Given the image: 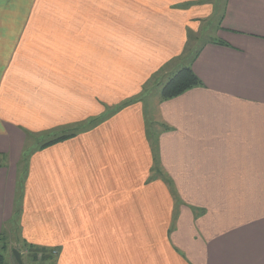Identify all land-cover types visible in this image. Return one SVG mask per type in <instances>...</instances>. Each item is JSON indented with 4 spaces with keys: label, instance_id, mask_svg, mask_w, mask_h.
Here are the masks:
<instances>
[{
    "label": "crops",
    "instance_id": "crops-1",
    "mask_svg": "<svg viewBox=\"0 0 264 264\" xmlns=\"http://www.w3.org/2000/svg\"><path fill=\"white\" fill-rule=\"evenodd\" d=\"M215 1L0 0V233L57 251L30 264H264V0L184 58Z\"/></svg>",
    "mask_w": 264,
    "mask_h": 264
},
{
    "label": "rangeland",
    "instance_id": "rangeland-1",
    "mask_svg": "<svg viewBox=\"0 0 264 264\" xmlns=\"http://www.w3.org/2000/svg\"><path fill=\"white\" fill-rule=\"evenodd\" d=\"M223 7H224V4L221 2V0H216L215 7L213 8L212 13L207 18L203 26L200 27L197 32L195 31L190 32L191 37L189 38V41L186 44V47L183 53L184 58L191 59V57L198 50L201 43L215 36V30L223 14ZM113 16L115 17L116 14L113 10H111V7L106 8V6H103L102 9H98L100 33L104 31L107 25L111 24L110 18ZM157 77H155V79H152V81L149 84H147L145 88H143L144 94H147L148 96H151V97H156L159 94L158 92H159V87H161V82L158 81L157 83ZM29 138H31L33 141L36 139V143H39V139H43V137H39L37 135L35 136L32 134L29 136ZM9 228H11V230L10 229L6 230V233H4L5 240H6L5 242L8 245V247L7 249L3 248L4 242L0 241V253H3L6 255L7 261H8V258H10L11 264H17V261L15 260L13 256L12 249L20 248L24 252L23 253L24 264H30L29 262H31V259L29 258L27 251H26V246H24L23 243H25L29 247H32L33 250H39V248H44V247H40L39 244H34V245L30 244L29 241L23 238L21 236V230H20V226L18 223H13ZM50 249L51 247L47 248L48 253L51 252ZM53 258L55 259L56 256L54 255ZM33 260L34 259L32 258V261ZM54 261H50L49 263L53 264Z\"/></svg>",
    "mask_w": 264,
    "mask_h": 264
},
{
    "label": "trees",
    "instance_id": "trees-1",
    "mask_svg": "<svg viewBox=\"0 0 264 264\" xmlns=\"http://www.w3.org/2000/svg\"><path fill=\"white\" fill-rule=\"evenodd\" d=\"M217 43L224 45L227 44L224 40L221 39L217 40ZM199 52L200 50H197L196 53L193 55L192 59L196 58ZM200 85H203V81L194 71L191 63H189L181 66L180 68L172 72L170 76L164 82L161 83L160 94L161 97L164 99L174 98L183 94L187 90L195 88ZM73 135L74 133H67V134L64 133L63 135L43 141L40 144V146L45 147L47 145L69 138ZM0 241L4 242L3 248L7 249L8 245L5 242L6 240L4 233H0ZM26 249L27 251H29V253H31V256L34 260H39L40 258L48 259L49 256L50 255L52 256L53 253L55 254L54 251H56V250H51V252L48 253L46 248H39V250H33L32 247H29ZM19 250L22 252V249L19 248ZM0 264H9V262L6 259V255L3 253H0Z\"/></svg>",
    "mask_w": 264,
    "mask_h": 264
},
{
    "label": "water",
    "instance_id": "water-1",
    "mask_svg": "<svg viewBox=\"0 0 264 264\" xmlns=\"http://www.w3.org/2000/svg\"><path fill=\"white\" fill-rule=\"evenodd\" d=\"M12 253H13L15 260L17 261L18 264H24L22 252L19 249L13 248Z\"/></svg>",
    "mask_w": 264,
    "mask_h": 264
},
{
    "label": "built area",
    "instance_id": "built-area-1",
    "mask_svg": "<svg viewBox=\"0 0 264 264\" xmlns=\"http://www.w3.org/2000/svg\"><path fill=\"white\" fill-rule=\"evenodd\" d=\"M56 253V251H54Z\"/></svg>",
    "mask_w": 264,
    "mask_h": 264
}]
</instances>
